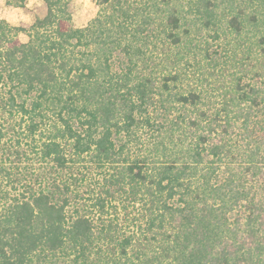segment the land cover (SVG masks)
<instances>
[{"label":"trees","instance_id":"16d2710c","mask_svg":"<svg viewBox=\"0 0 264 264\" xmlns=\"http://www.w3.org/2000/svg\"><path fill=\"white\" fill-rule=\"evenodd\" d=\"M41 1L0 16V264H264V0Z\"/></svg>","mask_w":264,"mask_h":264},{"label":"rangeland","instance_id":"374dc122","mask_svg":"<svg viewBox=\"0 0 264 264\" xmlns=\"http://www.w3.org/2000/svg\"><path fill=\"white\" fill-rule=\"evenodd\" d=\"M69 9L71 12L72 21L74 25L77 27H82L86 25L87 22L97 14L98 6L94 0H70ZM44 13H45V6L41 0H26V4L23 7L10 6L6 3V0H0V16L6 19L9 23L14 25L27 27L37 17L43 16ZM18 36L21 40L27 39V36L22 32H20ZM208 40L213 43V47L215 49H218L220 52H225V54L227 55H232L233 46L231 44H227L225 40L222 39L215 41L213 39H208ZM190 64L192 65H188L187 68L188 75L186 81L188 86H195V82H197L196 76L197 74H199V71L197 70V66L195 64L193 63ZM15 127L17 128V124L15 125ZM11 134L15 135L16 132L14 131L12 133H9L10 136ZM16 136L19 137V135ZM14 138L15 137H13L12 141L15 142ZM9 140L10 138L7 140V142H9ZM21 146L26 148V143L24 139L21 141ZM133 151L134 152L137 151L136 148ZM12 170L16 171L15 169ZM14 176H12V181L8 180L6 183H3L1 185V188L3 190L4 189L9 190V192L12 194L16 193L17 190L23 189L22 184L15 182Z\"/></svg>","mask_w":264,"mask_h":264}]
</instances>
